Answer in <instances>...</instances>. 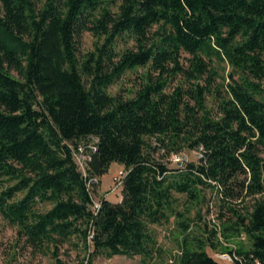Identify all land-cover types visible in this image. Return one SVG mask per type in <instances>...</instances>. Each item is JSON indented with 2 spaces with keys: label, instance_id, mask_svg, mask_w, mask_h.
Returning a JSON list of instances; mask_svg holds the SVG:
<instances>
[{
  "label": "trees",
  "instance_id": "1",
  "mask_svg": "<svg viewBox=\"0 0 264 264\" xmlns=\"http://www.w3.org/2000/svg\"><path fill=\"white\" fill-rule=\"evenodd\" d=\"M112 1L0 0V214L54 264H67L65 243L84 250L80 264H149L160 251L150 224L183 216L175 193L212 187L222 233L248 239L227 249L233 262L264 264V0ZM86 31L98 41L82 53ZM122 38L134 43L119 51ZM138 67L130 96L108 91ZM201 147L198 161L169 165ZM113 161L126 171L121 199L96 206ZM211 234L185 235L174 264H226L206 250Z\"/></svg>",
  "mask_w": 264,
  "mask_h": 264
},
{
  "label": "rangeland",
  "instance_id": "2",
  "mask_svg": "<svg viewBox=\"0 0 264 264\" xmlns=\"http://www.w3.org/2000/svg\"><path fill=\"white\" fill-rule=\"evenodd\" d=\"M120 0H113L112 9ZM101 38L99 41H102ZM98 38L86 31L81 39L80 48L82 53L92 50ZM133 39L122 38L118 40L117 49L119 51L133 44ZM228 69V68H227ZM146 68L138 67L136 69H128L118 80L111 84L108 91L113 94H124L130 96L132 90L139 86ZM190 161H198V153L195 148H187L183 150ZM79 166L85 171V161L82 158L76 159ZM171 167L178 164L170 162ZM124 165L118 161H113L108 170L98 179L94 201L99 202L100 198L107 197L112 201L121 199V185L116 182V176L119 171L123 170ZM178 197L176 208L183 216L173 215L170 221L163 224L153 223L150 228L155 233L160 251L150 261L149 264H174V259L180 253V246L185 235L192 243H196L200 239H206L213 236L212 230H217V238L214 237L216 247L210 244L206 245V250L226 264H235L223 256L222 252L227 249L248 246V239L244 234H236L235 232L222 233V220L219 217V205L216 190L212 187H203L200 190L198 199L190 200L185 193H175ZM50 205H47L49 207ZM181 219H185L189 224L187 231H184L179 224ZM61 256L66 260L67 264H80L84 250L68 243L60 247ZM141 255L126 256L116 254L113 256L98 255L92 264H141ZM0 264H54L53 258L43 251H34L27 246L24 239L18 240L16 228L5 220L0 214Z\"/></svg>",
  "mask_w": 264,
  "mask_h": 264
},
{
  "label": "built area",
  "instance_id": "3",
  "mask_svg": "<svg viewBox=\"0 0 264 264\" xmlns=\"http://www.w3.org/2000/svg\"><path fill=\"white\" fill-rule=\"evenodd\" d=\"M88 147L90 148V150L96 149V146L93 144V142H90L88 144ZM196 151L198 153V157L202 158L203 156L202 147L200 149H197ZM75 157L76 159L82 158L84 161H86L87 159L91 158L90 151L86 149L84 144H80L76 150ZM170 160L171 162L178 164V166H181L184 163V161L187 160V155L184 152L172 153L170 155ZM125 173L126 171L125 169H123V170H120L119 175L116 176V182L118 185H122V181H123ZM94 180H97V178H95ZM95 203H96V206H99V202H95ZM234 255L235 253L226 251V252H222L220 256L228 258V260L233 262Z\"/></svg>",
  "mask_w": 264,
  "mask_h": 264
}]
</instances>
